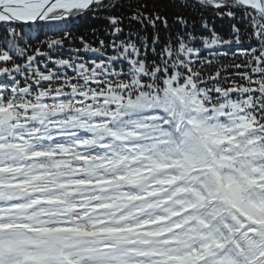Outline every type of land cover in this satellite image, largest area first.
<instances>
[{
  "label": "snow or ice",
  "instance_id": "obj_1",
  "mask_svg": "<svg viewBox=\"0 0 264 264\" xmlns=\"http://www.w3.org/2000/svg\"><path fill=\"white\" fill-rule=\"evenodd\" d=\"M0 264H264V0H0Z\"/></svg>",
  "mask_w": 264,
  "mask_h": 264
},
{
  "label": "trees",
  "instance_id": "obj_2",
  "mask_svg": "<svg viewBox=\"0 0 264 264\" xmlns=\"http://www.w3.org/2000/svg\"><path fill=\"white\" fill-rule=\"evenodd\" d=\"M162 2V0H161ZM122 9H117L114 12L109 11H98V12H92L88 13L87 15H83L78 19H73L70 21L69 25L64 29L66 32H71L72 36L65 40V43L62 48V54L59 56H56L54 58L59 59H68L70 56L75 57L77 55L76 50H80L78 55L83 59L87 61L91 60H99L102 58L99 54H94L88 50L85 49L84 43L81 42L80 37H83L84 42H86L88 45H90L93 48L99 47V41L104 40L106 44H108L114 37L110 35V32L112 31L111 28L108 25V21L106 20V17L109 15H118L120 14ZM131 13H124L125 16L130 15ZM205 18L208 22V27L210 29H215L218 35L223 37V39H230L231 35V25L237 24V27H240V25L234 21L230 20L228 18L220 19L218 16L214 15L210 10L208 12L204 13ZM195 22L196 24V31L202 32L204 35H210V33L207 31V29H202L201 27V21L199 20V17H196L195 20H190V23ZM169 25L170 30L175 31L179 28V25H173L172 19H171V11H169ZM121 27L124 28V33L127 34L130 30H134L135 28H138L139 25H134L132 29L128 27V21L127 19L124 21V24L121 25ZM17 31H20L19 28H17ZM151 31V30H149ZM62 33L57 32L56 35H61ZM163 31V28L161 27V35H166ZM49 37L55 38L52 33H48ZM125 36H119V40H123ZM39 39H44V33L42 32L39 36ZM32 43H36V41H32ZM196 46L202 47L201 44H198ZM42 51H48V49L45 47L42 49ZM220 52H226V57L218 56L216 57L213 65L207 69V71L210 74H214L217 69L221 70V77L223 76H234L235 75V69L229 67L226 71L221 67L222 65H232V64H238L240 63V58H237L233 60L232 52L236 51L235 48L229 49L228 47L220 48ZM51 55V53H49ZM114 53L109 51L107 52V55H112ZM203 55L208 56V52L205 51ZM211 58V57H210ZM49 68H52L54 71L56 68L52 64L48 65ZM43 70V68H42ZM71 74V73H69Z\"/></svg>",
  "mask_w": 264,
  "mask_h": 264
}]
</instances>
